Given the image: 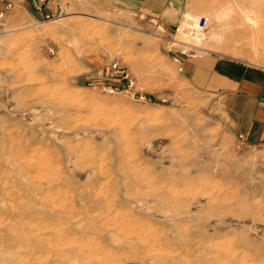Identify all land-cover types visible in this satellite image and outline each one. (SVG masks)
<instances>
[{"label":"rangeland","instance_id":"obj_1","mask_svg":"<svg viewBox=\"0 0 264 264\" xmlns=\"http://www.w3.org/2000/svg\"><path fill=\"white\" fill-rule=\"evenodd\" d=\"M68 2L0 39V264H264V143H241L175 61L264 73L240 9Z\"/></svg>","mask_w":264,"mask_h":264},{"label":"crops","instance_id":"obj_2","mask_svg":"<svg viewBox=\"0 0 264 264\" xmlns=\"http://www.w3.org/2000/svg\"><path fill=\"white\" fill-rule=\"evenodd\" d=\"M4 1L0 0V39L5 28H22L43 22L70 8L69 0H13L12 8L4 10ZM120 1V0H119ZM99 5L102 0H94ZM132 6L143 7L153 13H177L180 7L170 5L167 0H131ZM185 79L198 89L222 95L225 112L234 135L241 143L257 145L264 143V73L251 72L235 67L234 64H222V59L176 58ZM224 68V69H223Z\"/></svg>","mask_w":264,"mask_h":264},{"label":"bare ground","instance_id":"obj_3","mask_svg":"<svg viewBox=\"0 0 264 264\" xmlns=\"http://www.w3.org/2000/svg\"><path fill=\"white\" fill-rule=\"evenodd\" d=\"M242 1V0H241ZM238 1V0H222V3L224 5H230L232 4L233 6L238 8L239 14H237L234 18H233V22L238 18L239 21H237L241 26H245V29H240L238 31H236V40L239 41H250L249 45H251V49H253V51H260V48H264V0H250L248 2L245 1ZM210 6H213L212 4H206L205 7L209 8ZM236 9V8H235ZM237 10V9H236ZM215 17H219L218 14L215 15ZM226 19V18H225ZM221 21V20H220ZM258 21L261 23L260 28H256V25L258 23ZM228 24V23H227ZM226 24V25H227ZM224 24L222 26H220V31H223L224 29ZM233 34V32H232ZM231 34V35H232ZM220 35V34H219ZM244 42V41H243ZM216 51L220 52V53H225V54H232V55H237L238 52L235 50L234 46L232 45H228L225 44L223 47L219 46V47H215L214 48ZM240 55V54H239ZM21 59V58H19ZM149 59V58H148ZM22 60V59H21ZM23 63V62H22ZM7 66V65H6ZM22 68V67H21ZM168 70V69H167ZM19 75V74H18ZM10 77V76H9ZM67 113V112H66ZM29 149V148H28ZM118 159V158H117ZM126 160V159H125ZM117 163V162H116ZM106 164H108L106 162ZM118 164H123V160L121 159ZM94 169H97L95 161L91 160V165ZM119 167V166H118ZM106 168V166H105ZM108 169V168H107ZM98 170V169H97ZM100 171V170H98ZM97 171V172H98ZM109 171V170H108ZM102 173V171H100ZM99 172V173H100ZM141 172V171H140ZM98 173V174H99ZM143 172H141L142 174ZM112 174V173H111ZM137 174V172H136ZM146 174V173H143ZM110 175V173H109ZM113 175V174H112ZM111 175V176H112ZM140 175V174H139ZM139 175H135L132 176L131 178L133 180H137L139 181L140 177ZM101 177V175H100ZM115 177V176H114ZM110 178V177H109ZM103 179V178H101ZM113 179V177H112ZM131 179V180H132ZM114 180V179H113ZM101 183V182H100ZM131 183V182H130ZM140 183V182H139ZM142 183V182H141ZM162 184V183H161ZM104 185V184H103ZM152 185V184H151ZM158 186V185H157ZM153 187V185H152ZM151 187V188H152ZM153 189V188H152ZM150 189V191L152 190ZM172 189V188H171ZM178 189V188H177ZM184 189V188H183ZM158 190V189H157ZM176 191V190H175ZM173 192V191H172ZM182 191H179L178 193H182ZM185 192V191H184ZM186 193V192H185ZM173 194V193H172ZM171 194V195H172ZM183 194V193H182ZM160 195V194H159ZM157 196V195H156ZM175 196V195H174ZM179 196V195H178ZM149 197V196H148ZM73 212V211H72ZM201 238V237H200ZM208 240V239H207ZM210 242V241H209ZM185 247V246H184ZM155 249V248H154ZM151 252V251H150ZM187 257V256H186Z\"/></svg>","mask_w":264,"mask_h":264},{"label":"built area","instance_id":"obj_4","mask_svg":"<svg viewBox=\"0 0 264 264\" xmlns=\"http://www.w3.org/2000/svg\"><path fill=\"white\" fill-rule=\"evenodd\" d=\"M13 0L4 1V10H10L12 8ZM3 12H0V18L3 16ZM182 17L188 22V30L194 34H203L207 30V20L205 17H197L195 19H187L186 15ZM181 70V69H180Z\"/></svg>","mask_w":264,"mask_h":264}]
</instances>
